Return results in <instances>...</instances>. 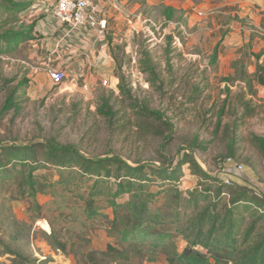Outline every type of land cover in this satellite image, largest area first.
Returning <instances> with one entry per match:
<instances>
[{
	"label": "rangeland",
	"instance_id": "obj_1",
	"mask_svg": "<svg viewBox=\"0 0 264 264\" xmlns=\"http://www.w3.org/2000/svg\"><path fill=\"white\" fill-rule=\"evenodd\" d=\"M27 1H32L33 8L22 12L20 18L23 25H34L33 39L20 44L15 53L0 56V86L9 81L3 85L6 91L0 95V110L8 92L26 81L17 99V109L0 114V141L26 145L30 141L53 140L73 145L89 157L115 156L132 166L157 165L166 159L175 162L186 154L207 177L203 184V179L184 164L179 183L183 199H188L190 193L203 191L214 180L220 184L221 168L232 148L233 158L229 160L244 166L242 172H225L232 187L246 190L249 197L264 198V158L252 142V136L264 139L262 87L255 86L256 95L251 97L252 106H256L254 115L239 123L235 134L232 124V98L244 88L241 81L231 80L235 76L232 65L237 63L238 68L253 74L256 61L252 55L258 54L259 41L255 37L244 50H237L242 37L238 25L232 23L235 19L224 15L223 0H124L125 9L139 20L133 29L121 19L109 21L106 34L109 57L105 56L108 65L93 72V55L90 56L83 72L90 84L87 91L81 88L83 78L76 84L71 82L73 73L65 61L71 54L55 48L49 40L56 36L51 29H45V3ZM183 4L187 6L184 10L187 15L195 13L204 22L203 34L193 31L194 28L181 34L177 23L185 22L183 17L176 16L171 24L163 19L161 11L165 6L183 7ZM199 4L204 6L200 14L194 11ZM222 19L228 21L224 23ZM227 24L226 28L218 29L219 25ZM154 26L159 29L154 30ZM167 37H171L170 43ZM216 46V60L210 61ZM46 67L65 71L68 79L53 86ZM118 67L135 104L161 113V121L139 117L130 106L132 102L123 100L117 89ZM104 79L110 84L103 86ZM195 87L204 92L190 103ZM102 99H107L117 113L112 121L98 112ZM164 121L173 126V133H169ZM194 143L205 149L196 150L192 147ZM36 175L48 185L60 179L53 168H41ZM150 190L154 192L155 186ZM21 191L13 182L0 188V239L12 249L37 259L51 258L56 264H91L93 253L105 251L107 245L123 249L117 240L106 235L102 218L89 222L81 215L82 203L76 195L84 193V188L77 190L72 185L56 184L34 199ZM126 199L124 195L118 201ZM213 199L214 195L208 196V201ZM163 200L162 195L157 196L152 207L161 206ZM34 203L41 206L40 212L33 210ZM207 204L200 203L202 208ZM100 211L111 217L109 208ZM246 220L251 221L250 216L246 215ZM51 233L65 245L64 252L55 248ZM183 243L178 241L180 247ZM7 258L0 257V262L8 264ZM118 264L147 263L132 258Z\"/></svg>",
	"mask_w": 264,
	"mask_h": 264
},
{
	"label": "trees",
	"instance_id": "obj_2",
	"mask_svg": "<svg viewBox=\"0 0 264 264\" xmlns=\"http://www.w3.org/2000/svg\"><path fill=\"white\" fill-rule=\"evenodd\" d=\"M30 8L32 1L0 0V56L15 53L20 44L33 39L34 25L25 26L20 18V14ZM175 14L170 7L161 11L165 21L176 20ZM167 40L170 43L171 37ZM252 56L256 61L253 74L247 73L243 67L238 68L237 63L232 65L235 76L231 80L244 83V88L232 98L234 134L238 124L252 117L256 111L251 98L256 95L255 86L264 89V53ZM214 60L216 52L210 58V61ZM119 70L120 67L116 75L117 89L123 100L132 102L130 106L139 117L161 121V113L135 104L129 84ZM8 83L6 81L3 85ZM25 84L23 80L8 92L0 110L1 116L17 109V99ZM3 85L0 86V95L6 91ZM193 90L195 95L190 98V103L204 92L199 87ZM227 98L228 102L230 97ZM238 111L241 113L237 114ZM98 112L108 121L117 115L107 99L101 100ZM163 124L169 133H173L171 124L166 121ZM252 142L264 158V139L252 136ZM192 147L205 149L196 143ZM232 158L233 150L230 148L225 161ZM184 164L203 179V184L206 182L205 173L186 154L175 162L166 159L157 165L132 166L115 156L89 157L73 145L53 140L30 141L26 145L0 141V188L16 183L21 193L31 199L56 184L72 185L77 190L84 188V193L76 195L82 203L81 215L89 222L102 218L106 235L117 240L123 248L119 250L107 245L105 251L93 253L91 264H118L132 258L147 264H264V198L249 197L244 189L225 186L222 181L217 185L214 180L203 191L190 193L188 199H183L179 183ZM41 168L57 170L59 181L54 185L40 182L36 172ZM151 186H155L154 192L150 190ZM124 195L127 199L119 202L118 199ZM159 195L163 196V204L152 207ZM209 195H214L212 201H208ZM202 202L208 204L202 208ZM103 207L110 209L111 217L101 213ZM189 209L192 210L190 214L187 212ZM33 210L40 212L41 206L34 203ZM246 215L251 221L246 220ZM50 239L57 250L65 251V245L57 241L54 233L50 234ZM178 241L184 242L181 247ZM2 256L8 257V264H56L51 258L25 256L0 239Z\"/></svg>",
	"mask_w": 264,
	"mask_h": 264
},
{
	"label": "built area",
	"instance_id": "obj_3",
	"mask_svg": "<svg viewBox=\"0 0 264 264\" xmlns=\"http://www.w3.org/2000/svg\"><path fill=\"white\" fill-rule=\"evenodd\" d=\"M43 4L45 13L44 25L45 29L49 28L52 31H63L65 39H72L79 36L80 40L90 41L92 55H97L100 51L96 47L103 46L107 48L109 44L106 41V34L109 32V21L114 20L109 16V10L114 11L128 28L133 29V25L139 17H135L125 9V5L121 0H54L49 3V0H40ZM45 6V7H44ZM39 28V26H37ZM154 30H158L159 26H154ZM105 49L102 54L109 57ZM104 62V60H103ZM102 60L93 59L94 68L103 64ZM47 77L53 86L61 85L68 79L69 74L65 71L50 69L46 67ZM83 72L73 74L71 82L76 84L82 80V89L87 91L90 84L84 81ZM107 79L101 81L103 86L109 85ZM221 168V181L225 186H230L232 181L225 172H242L244 166L227 159Z\"/></svg>",
	"mask_w": 264,
	"mask_h": 264
},
{
	"label": "crops",
	"instance_id": "obj_4",
	"mask_svg": "<svg viewBox=\"0 0 264 264\" xmlns=\"http://www.w3.org/2000/svg\"><path fill=\"white\" fill-rule=\"evenodd\" d=\"M121 2L123 5H125L124 0L123 1L121 0ZM186 7H187L186 4L185 5L183 4V7H178L174 5L170 6V8H172L175 11L176 16L183 17V19L185 18V22L181 21L183 22L182 24L177 23L181 27L180 28L181 34H185V30L189 31V29L191 30V28L195 29L193 31L203 34L205 32L204 28H206L202 25L204 22L201 21V19H197L198 17H196L195 13L193 15H187L186 13L187 11H184ZM222 7H223V11H226L224 15L225 16L231 15V17L235 19L234 22L232 21L231 22L238 25L239 34L241 35L240 37H242V39H240V41L237 43L240 44L237 50L239 51V49L240 50L243 49L244 46L248 44L247 42L252 41L256 37L255 39L259 41V46L257 48V50L259 51L258 53H264L260 51V50L264 51V0H223ZM135 8L136 7L134 6L133 9ZM194 8L196 9L194 11H198V14H200L199 12H202L204 10V6H202L201 4L197 5ZM109 16H112L115 21H118V19H120V17H118L114 11L109 10ZM222 20L224 23L228 21L227 19H222ZM166 22L171 24V21H166ZM227 26L228 24L219 25L218 29L220 28L224 29ZM46 29L49 30V28ZM53 32L56 38L49 39L52 41L53 46L55 48L62 49L63 53L65 54H71V56L65 60L66 62H69L68 63L69 71L73 74L77 72L86 71L85 68L86 66L89 65L88 60L91 58L90 56L92 55L91 52L92 45L90 41L80 40L79 36L77 37L75 36L72 39H65L63 37V31L56 30ZM217 48H218L217 46L213 48V52L211 53V55L214 52H216ZM96 49L99 50L101 49L100 51L104 52L106 47H104V45L100 47L97 46ZM102 52H99L97 55L92 56V58L95 60H102V62L104 60L101 66L98 64V67L93 69V72L97 69H100L103 66L108 65L107 63L108 59H106V57L102 54ZM40 76L45 78V75L44 76L40 75ZM83 76H84V81H86L85 73L83 74Z\"/></svg>",
	"mask_w": 264,
	"mask_h": 264
}]
</instances>
